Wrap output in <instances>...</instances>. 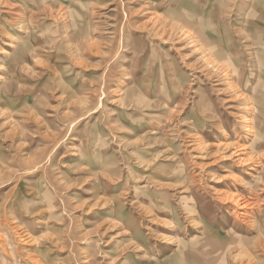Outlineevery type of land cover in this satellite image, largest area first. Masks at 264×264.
<instances>
[{
	"label": "rangeland",
	"instance_id": "obj_1",
	"mask_svg": "<svg viewBox=\"0 0 264 264\" xmlns=\"http://www.w3.org/2000/svg\"><path fill=\"white\" fill-rule=\"evenodd\" d=\"M258 42L264 0H0V264H264Z\"/></svg>",
	"mask_w": 264,
	"mask_h": 264
},
{
	"label": "bare ground",
	"instance_id": "obj_2",
	"mask_svg": "<svg viewBox=\"0 0 264 264\" xmlns=\"http://www.w3.org/2000/svg\"><path fill=\"white\" fill-rule=\"evenodd\" d=\"M191 18H189V19H187V20H190ZM247 23H251L250 25L252 26V27H244L242 30H245V31H247V33H249V34H251V35H259V38L260 39H263V37H262V33H261V31L259 30V32L256 30L257 29V25H256V23L255 22H253V21H246ZM253 30V31H255L253 34H252V31L250 30ZM251 35H248V36H251ZM232 44V43H231ZM19 43L17 44V45H14V52H13V57H16V58H20L21 57V53L20 54H18L19 53ZM13 46V45H12ZM256 46H258V48H257V50H256V52H255V57H256V64L258 63L259 65L260 64H262L263 66H264V62H263V60L264 59H261L262 57H261V48H259V46L260 47H262V46H264V43H261V42H258V44L256 45ZM211 49V52L213 53V54H217L218 53V50H216L214 47H212V48H210ZM21 52H22V50H21ZM237 51L235 50V47L233 46V44L231 45V47H230V52H229V55H227V58L229 59V64H233V62H237V61H239V57H237V53H236ZM261 67H259V69H260ZM263 137H264V135H263ZM249 201V200H248ZM244 203V202H243ZM252 203V202H251ZM244 214H247L248 215V213H246V212H243ZM264 233V232H263Z\"/></svg>",
	"mask_w": 264,
	"mask_h": 264
}]
</instances>
